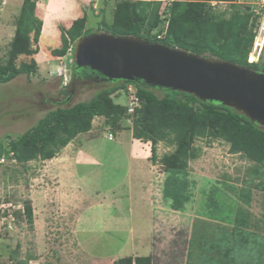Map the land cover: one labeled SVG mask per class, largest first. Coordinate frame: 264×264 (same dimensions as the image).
I'll use <instances>...</instances> for the list:
<instances>
[{
	"label": "rangeland",
	"instance_id": "rangeland-1",
	"mask_svg": "<svg viewBox=\"0 0 264 264\" xmlns=\"http://www.w3.org/2000/svg\"><path fill=\"white\" fill-rule=\"evenodd\" d=\"M123 1L145 2L129 8L135 15L139 10L148 12L153 7L145 5L149 4L146 2H158V23L150 34L158 36L163 32L165 36L174 0H82V6L87 8L84 28L87 27L88 35L125 36L111 28L115 24L117 6ZM231 1L202 0L194 4L192 10L197 12L201 22L206 20L209 23L212 31L219 30L234 15L252 13L251 3L256 2ZM35 2L39 4L41 1ZM18 8L17 0H9L0 13V25L9 24ZM52 15L57 18L58 14ZM249 22L253 24L254 33L256 18L251 16ZM71 26L62 24L58 27L61 37H67ZM245 32L243 45L246 47L249 43L248 27ZM34 34L30 33L28 38V47L34 53L28 55L14 58L10 55L15 38L10 40L7 36L0 42V74L3 77L10 74V64L18 70L21 65L35 62L29 76L20 74L9 82L0 83V144L5 148H8L5 135H21L48 111L57 106L89 101L97 91L109 87L112 82L90 77L71 80L64 89L66 94H62L58 75L63 70L64 57H54L48 48L42 46L39 36L34 39ZM57 46L61 48V40ZM47 52L53 55L52 59ZM208 58L216 59L213 56ZM247 59L251 61L253 56L249 55ZM69 60L66 66L72 68L73 56ZM263 62L264 49L258 63ZM126 87L110 96L114 106L123 108L127 103ZM154 93L161 96L158 90ZM139 109V112L144 111L141 103ZM121 114L120 119L113 121L95 116L87 132L76 135L49 159L19 163L12 153L1 156L0 264H88L91 256L110 259L116 255L119 246H128L125 228L120 222L109 220L105 228L94 225V216L86 210L88 192L85 190L86 198L80 208L77 206L79 192L73 186L67 191L66 185L77 173L88 189L110 191L109 196L118 199V210L128 216L127 168L132 163L126 149L131 142L135 147L139 144L138 154L145 163L143 173L147 174V183L141 190L145 204L151 206L152 221L150 230L146 226L137 233L134 228L133 246L149 249L152 264L257 263L264 253L262 166L243 155L231 154L229 144L216 138L213 135L215 130L211 128L192 138L189 156L185 159V166H181L173 162L174 158H168L174 152V146L158 141L152 153V142L137 138L136 133H147L148 129L147 125L139 123V114ZM79 148L81 156L93 162L86 160L76 168L74 158ZM25 203L31 208V223L24 214ZM145 218H148L147 214L139 209L126 218L125 223L129 225L131 221L137 226ZM260 264H264V259Z\"/></svg>",
	"mask_w": 264,
	"mask_h": 264
},
{
	"label": "trees",
	"instance_id": "trees-1",
	"mask_svg": "<svg viewBox=\"0 0 264 264\" xmlns=\"http://www.w3.org/2000/svg\"><path fill=\"white\" fill-rule=\"evenodd\" d=\"M199 1L202 0H174L170 9V24L161 40L150 34L158 23V2H146L149 4L145 5L153 7L148 12H145V9L139 10L137 15L131 14L129 8H135L136 4L141 5L145 2H121L117 6L115 24L111 28L125 36L137 37L150 43L158 42L198 56H213L255 71L264 69V62L262 64L247 62L254 38L253 24L249 22L253 14H236L227 24L219 27V30L212 31L209 23L206 20L201 22L197 12L192 10L194 4ZM34 9L33 2L23 1L13 37L15 40L11 47L10 55L13 58L21 54H32L33 50L28 47L29 34L33 31L34 39H38L40 32V21L37 20ZM247 27L249 43L245 47L243 41ZM86 35L88 30L84 31V18L75 21L67 32V37H61V48L53 51V55L64 56L69 44ZM34 63L28 66L21 65L18 70L10 64L8 66L10 74L6 77L0 74V83L9 82L20 74L29 76L33 72ZM66 69L71 72L72 80L86 78L79 70L74 69L73 64L72 68L66 66ZM129 84H133L136 88L137 97L144 109L139 112L141 108H136L133 114H139V123L148 126L147 133H136V136L152 142V153L158 141H165L175 147L168 158L172 160L174 158V163L185 166L192 138L203 134L206 128H211L215 130L213 135L216 138L229 144L231 154L243 155L258 166H262V170L264 169V129L233 108L215 102H201L189 94L146 88L127 81H112L109 87L97 91L89 101L66 107L57 106L21 135H5L4 141L8 143V148L0 144V157L12 153L13 158L19 163L37 158L46 160L51 158L60 147H65L76 135L87 132L95 116L112 121L120 119L119 116L126 112V107L114 106L110 96ZM61 89L60 92L66 94L64 90L66 87ZM156 90L160 92V97L155 95ZM164 162H167V159ZM262 180L264 182V177ZM262 208L264 211V197ZM24 214L27 222L31 223V208L28 203L24 205ZM113 264H152V261L149 256L126 257L115 260Z\"/></svg>",
	"mask_w": 264,
	"mask_h": 264
},
{
	"label": "water",
	"instance_id": "water-1",
	"mask_svg": "<svg viewBox=\"0 0 264 264\" xmlns=\"http://www.w3.org/2000/svg\"><path fill=\"white\" fill-rule=\"evenodd\" d=\"M73 67L85 77L127 81L219 103L264 129V71L108 33L78 38Z\"/></svg>",
	"mask_w": 264,
	"mask_h": 264
},
{
	"label": "crops",
	"instance_id": "crops-1",
	"mask_svg": "<svg viewBox=\"0 0 264 264\" xmlns=\"http://www.w3.org/2000/svg\"><path fill=\"white\" fill-rule=\"evenodd\" d=\"M24 0H17V4L19 5V11L17 15L12 18L9 24H2L0 25V42L5 39V37L10 36V40L14 37L16 26H17V20L19 17V13L22 7ZM35 4L34 14L36 15L37 20L40 21V32H39V41H42V46L44 45L45 48H48L49 51L53 52L55 50H58L57 43L61 40V32L58 27H61L62 24H65L67 27L71 26L74 21H76L79 18H84V16L87 15V8L82 6V0H40L41 2L37 4L35 2L36 0H30ZM86 1V0H85ZM2 2V3H1ZM0 2V13L3 11V9L8 5L9 0H1ZM85 4V3H84ZM51 13V16H49ZM52 13H57V18L52 15ZM53 16V17H52ZM87 30V27L84 28V31ZM30 33H33L31 31ZM30 36V34H29ZM50 52V53H51ZM50 59H52L53 55L49 54L47 52ZM54 57H66V62L71 58L68 54L64 56H56ZM70 62V60H69ZM123 144V143H122ZM132 142L128 144V148L126 149L127 153L129 154L130 158L129 161L132 163L129 165V168H127V180L128 183V201L130 203V211L128 213V216L126 214H123L120 212L121 210H118L117 201L118 199H114L109 196V192H102L101 190L96 189H88V186L84 181H80L77 173L76 177L73 181H69L70 184L66 185L67 191H69L68 188H72L70 186H73L76 191L79 192L80 198L78 201V207H83V200L86 198L85 190L88 192L87 197L88 198V205L86 207V210L89 214L94 216L93 224L96 226H99L101 228H105L106 224L110 220L113 223L120 222L126 232V238H128L127 242L129 243L128 246L123 244L122 246L118 247V250L116 251V257L112 261L110 259L112 258H104V259H97L93 258L91 256V260L88 264H113L115 260L123 258V257H147L150 256V250H146L147 248H143L142 246H133V242L131 241L132 235L135 233L134 228L136 229L137 233H140L142 229H145V227L152 228V221L150 220V211L151 206L149 203L145 204V197L142 196L143 190H141L142 185H144L146 182V173H143L145 170L144 166L145 163L143 159L139 156V144L137 147L132 146ZM80 148L78 149L75 158L74 163L77 168V166L81 165V162H85L88 159H84L81 156ZM87 162H93V160L89 159ZM78 170V169H77ZM92 192V193H91ZM113 193V189L111 190V194ZM82 205V206H81ZM120 209V208H119ZM139 209H142L148 216V218H145L142 224H137L135 226L133 222L130 221V224L127 225L125 223L126 218H130L134 211H139ZM113 214H112V213ZM113 216V217H111ZM98 217V218H97ZM122 221V222H121ZM127 222V221H126ZM146 223V224H145ZM129 227V228H128ZM148 230V231H149ZM134 236V235H133ZM123 251H125L123 256ZM144 252V254L142 252ZM263 256H260L257 261L252 262V264H260V260L264 259V253L261 254ZM98 261V262H97Z\"/></svg>",
	"mask_w": 264,
	"mask_h": 264
},
{
	"label": "built area",
	"instance_id": "built-area-1",
	"mask_svg": "<svg viewBox=\"0 0 264 264\" xmlns=\"http://www.w3.org/2000/svg\"><path fill=\"white\" fill-rule=\"evenodd\" d=\"M231 2L235 3V2H239V0H232ZM251 6L253 8L251 12L254 18H256L257 30L254 31L253 43L249 51V55H252L254 60L249 61V59H247V62L258 63L259 59L261 58L262 51L264 49V0H256V2L251 3ZM156 38L158 40L163 39V32L161 33V35L156 36ZM62 69H63L62 70L63 86H65L68 83L69 77H67V73H68L67 70L64 67ZM133 87L132 85H128L125 89L126 101H127L125 107H126V112H128V114H133L135 109L139 108L140 106V99L137 97L136 90ZM108 139H110V135L108 136ZM2 159L3 158L0 157V160ZM2 162L3 161H0V163ZM7 227L11 228V226L9 225Z\"/></svg>",
	"mask_w": 264,
	"mask_h": 264
},
{
	"label": "clouds",
	"instance_id": "clouds-1",
	"mask_svg": "<svg viewBox=\"0 0 264 264\" xmlns=\"http://www.w3.org/2000/svg\"><path fill=\"white\" fill-rule=\"evenodd\" d=\"M77 41V40H76ZM76 41L73 43V45L72 44H69V47H68V49H67V52H66V54H68L69 56H73V49H74V45H75V43H76ZM72 45V46H71ZM65 54V55H66ZM249 55V54H248ZM66 57H64V65H63V67L66 69V66H65V62H66ZM62 67V68H63ZM67 70V72H68V74L70 75L69 76V78H68V83L65 85V86H63V73H62V70L59 72V75L58 76H60V77H58V78H60L61 79V85L62 86H60V87H67V85H70V82H71V80H72V74H71V72L68 70V69H66ZM62 77V78H61ZM129 85H131V84H129ZM135 88V87H134Z\"/></svg>",
	"mask_w": 264,
	"mask_h": 264
},
{
	"label": "bare ground",
	"instance_id": "bare-ground-1",
	"mask_svg": "<svg viewBox=\"0 0 264 264\" xmlns=\"http://www.w3.org/2000/svg\"><path fill=\"white\" fill-rule=\"evenodd\" d=\"M252 56V55H251ZM253 60H254V58H253ZM253 60H251V61H253Z\"/></svg>",
	"mask_w": 264,
	"mask_h": 264
}]
</instances>
